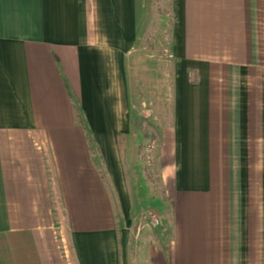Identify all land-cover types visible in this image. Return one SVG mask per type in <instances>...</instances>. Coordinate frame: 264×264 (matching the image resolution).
<instances>
[{"label": "crops", "instance_id": "crops-1", "mask_svg": "<svg viewBox=\"0 0 264 264\" xmlns=\"http://www.w3.org/2000/svg\"><path fill=\"white\" fill-rule=\"evenodd\" d=\"M157 1L0 0V264H264V0ZM155 36L153 229L127 157Z\"/></svg>", "mask_w": 264, "mask_h": 264}, {"label": "rangeland", "instance_id": "rangeland-1", "mask_svg": "<svg viewBox=\"0 0 264 264\" xmlns=\"http://www.w3.org/2000/svg\"><path fill=\"white\" fill-rule=\"evenodd\" d=\"M162 3L165 9L167 1L161 2V0H158L156 7H160ZM167 11L168 7L164 10V15H167ZM158 17H155V19ZM154 29L156 34L162 32L158 24L154 26ZM163 39H167V37L155 36L148 42V54L153 56L149 57L151 61L148 60L147 65L153 70V81L147 84L148 87H146L145 83H142L141 90L139 88L138 93L142 97L147 98V102L150 104L138 114L135 120L136 129L146 135V137L144 143L136 147L127 157L129 159V163H127L129 167L127 173L128 189L132 196V202L130 201L129 204L131 208L133 207L134 209V216L137 217L136 220L139 222V226H146L147 224L152 225V220L154 218L161 219L160 208L162 202L161 200L156 201V199L161 198L162 195L161 176L152 147L149 146L152 144L153 140L149 135L157 134L155 133L156 129L151 128V121H153L155 117L157 108H160L157 102L160 104L162 97L166 96L167 84L170 88V97L172 96L173 62L172 59L169 58L167 63L166 59L162 57L164 48L162 42L165 46V40ZM143 60H145L144 57L141 58V61ZM166 65L169 66L168 80ZM108 182L109 181H107V183ZM108 188L110 189L111 187ZM112 196H114L113 193L111 194V197ZM152 227L155 229L154 226ZM157 228H159V226H157ZM156 232L158 233L159 230H155V233Z\"/></svg>", "mask_w": 264, "mask_h": 264}, {"label": "built area", "instance_id": "built-area-1", "mask_svg": "<svg viewBox=\"0 0 264 264\" xmlns=\"http://www.w3.org/2000/svg\"><path fill=\"white\" fill-rule=\"evenodd\" d=\"M161 224H162L161 219L154 218V219L152 220V225H153L154 227L161 226Z\"/></svg>", "mask_w": 264, "mask_h": 264}]
</instances>
